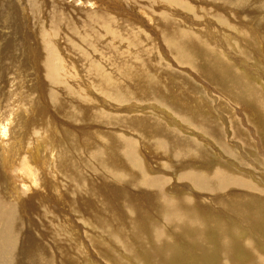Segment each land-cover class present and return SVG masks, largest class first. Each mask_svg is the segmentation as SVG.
<instances>
[{
  "label": "bare ground",
  "instance_id": "6f19581e",
  "mask_svg": "<svg viewBox=\"0 0 264 264\" xmlns=\"http://www.w3.org/2000/svg\"><path fill=\"white\" fill-rule=\"evenodd\" d=\"M207 1L210 3L219 2L216 4H220L222 10H226L228 9V7H232L235 9V11L238 10L241 11L242 12L241 14H244L249 19V22L246 23L245 26L243 27L240 26L237 28L238 31L236 30L237 33L234 34V38L236 39L235 43L237 46L238 45L240 46L241 44L249 49V50L247 49V51H244V58H245L244 60L248 62L251 59L252 50H254L253 45H256L257 41L258 44L260 42L261 52H260L259 60H257V62H263L264 61V42H263L264 41V0H207ZM179 3H177L176 5L177 6L181 5L183 2H181V4ZM202 3L204 2L202 1ZM182 5L186 6L187 4L185 5L184 3ZM172 6H173V1H172ZM215 7L219 9V6H215ZM214 13L215 14H212L211 16L215 17L216 19L219 18L218 14L221 15L219 11H215ZM168 16H169L168 18L166 16V19L162 20V23H160L161 25L160 27L163 26L161 28L162 39L165 41L167 45H169L172 48V50L174 51V55L177 58V61L181 63H188V66L192 67L195 71L201 72V75L204 79L212 82H216L219 85H221L220 90L223 93H225V95L234 99V101L237 102V104H246V106L249 107L248 111L252 117V122L256 124H260V126L255 125L256 128L260 131L257 132V135L258 133L259 134L262 133L261 140L260 138H258L259 140L258 144H256L255 141L251 139L252 135L251 137H249L250 135L247 134L245 128L243 130L241 125L238 124L239 126L234 127L233 126L234 124H232L231 126L233 130L232 137L236 141L235 143L236 147L233 149L231 144H229V142L227 141V138L223 139L220 137L217 128L212 124L210 120L202 119V117L200 116L201 114L199 115L200 111L199 112L194 111L192 113V116L186 113H182L179 115L181 116L182 121L185 124L191 125L192 127L195 128V130L198 131L197 133L199 138L201 137L204 138L205 142L211 144L214 150L216 149V151L214 152L218 153V156L220 157L223 156L228 161H234L235 167L237 166V169H242V172L236 173V171L229 170L226 166L227 164L220 161L219 157L216 158L210 156L211 154L209 155L207 151L210 152L213 151L212 148L208 149L209 146L207 147V145H202V143H200V141L196 140L195 138H191V136L186 137L187 135L186 136L181 135L172 126L171 127L176 131V133L168 131L170 129L169 126H168L169 129L166 128L165 126L170 124H166L168 123L167 121L166 123H163L162 120L156 117L154 120L151 118L144 119L138 116L133 117V115L132 118H127L126 116L118 117L119 115L118 116L112 115L111 112L114 113L117 112V110L114 109L113 107L121 108L130 103H132V105L134 104L147 105L148 102H153L155 104H159L163 106H170L172 103L178 102V101H174V99L168 94V92L162 90V88L158 84V81L155 80V76L154 79H151L149 77V74H152V72H150L144 66L142 68L143 71L141 73H139V68H135V67L134 70L126 69L127 67L118 70L119 76H120V72L123 71V74H121L122 76L124 75V78L122 79L124 80L123 82L128 83L129 81H132L138 88L136 89L135 92L127 88L128 86L126 87L122 84L114 86L112 83H110L111 85L107 87V90L105 88L106 90L105 96H107L106 94H109V96L107 97H110V94H114V98L110 97L111 103L108 101V99L107 100L103 99V101L108 102L110 106H113V107L108 106L107 108L109 110L106 108V110H108L109 113L100 109L101 106L100 104L104 103L102 99L98 103L99 109H97L94 112L93 107L85 106L87 104H83V102L79 103L78 100L77 102L75 100H71L74 96L72 98L70 96L71 99L66 97L65 100L60 96L61 94L60 95L57 94L56 89H54L55 92L50 91L48 93V96L45 95L46 98H44L45 92L43 91L44 92L43 100L44 103H46V105L42 106V104H40V101L42 99L40 95H38L39 97H37V100H40L38 104L36 102L35 104L32 102L34 105H33V109L31 108L32 109L31 113L34 114L37 112L38 120L36 119L35 116L31 115L33 116L31 122V124L33 123L32 125H29V122L27 123L23 121L25 123L27 130L30 131L28 137L27 134L26 136L24 135L26 137L25 141L26 139H28L27 141L28 145H26L27 143L24 142V140H20V142L17 140L19 143L18 142L16 143V150H14V147L10 146L11 143L10 141L12 140V138L9 139L8 141H5L10 137L8 134L9 132L7 130L3 131V129L0 128V148H1L0 161H2L3 164L2 166L5 168L4 169L3 167H1L2 171L5 170V172L3 174L0 173V181L2 182L4 180L3 181L4 185L3 186L0 185V264H87L84 261V259L86 258H81L80 257L81 255L79 256L78 252H73L74 251L73 248H75L74 247L75 241L73 240L74 238L72 239V236L75 231L72 234H69V232L71 231L70 229H66L68 228V226L66 227L64 223V221L66 222V224H68L67 222H69V224L71 223V221H69V219L67 218L68 216H70L69 214L71 213L72 215L74 213H78V217L86 225L94 223V219L106 220L107 224L102 223L100 225L101 230L104 231L102 234L110 239L118 240L117 243L122 247L120 250L123 251V253L126 256V259L128 258L129 255L135 257L130 260L132 263L127 259V262L129 264H142V262L143 264L144 262L145 264L148 263L149 264H185L184 257L187 250H189V252L191 250L193 251V253L195 254L194 258L196 259V262L198 264L199 263L205 264L204 262L205 256L206 254L209 255L211 253V250L209 249V247H206V245H204L205 243L203 242L199 243L196 240L199 238L200 239L206 238L210 242V245L212 244L213 246H215V248L218 246L216 244L219 242L218 236L219 237L223 236L224 229L222 230V228L226 226L225 220L222 219L225 218L226 211H224L223 209L225 214L219 213L217 210L218 207L216 208V206L218 205H221L222 207L228 209L231 212L227 216H230L231 219L234 218L236 220L237 222L236 225L235 223H233L235 225L233 227L235 228V230L237 229V227H241L243 224L246 227L247 226L250 227L252 231H259L264 234V185L262 183L264 181L263 179L264 160L260 161L259 159L261 158L259 157L260 154L264 156V91L261 89H257L255 88V86L253 87V84L248 83V81H251V78L248 76V73L241 71L244 70L248 72L247 69L243 68L244 66H242L241 63L234 62L233 64L232 62L227 61L218 54L217 50H215L214 48L211 49L209 47L210 44L206 39L197 38V35H195L197 33L193 34L190 31V29L189 30L184 29L185 24L182 27L181 26L182 24L179 25V22L175 21V19L173 20L172 16L170 15ZM213 20L211 22H213ZM227 20L229 21V19ZM223 22L224 25L227 26L226 20ZM227 27L230 28L232 26H227ZM3 32L4 31L0 30V39L4 40ZM219 49L220 48H218V51ZM257 50L259 51V49ZM241 52H243V50ZM135 55H139V54H135ZM8 56L10 55H7V57ZM26 69L24 70L27 71ZM2 72L4 73V70ZM91 72L93 73L94 71ZM96 73L99 74L97 78L98 77L100 78L101 76V78L107 79L106 78L107 76H104L105 73H103V70L96 69ZM94 74L95 73H93V76H95ZM170 74L172 75V72H170ZM223 74L226 75L223 76ZM250 75L253 76L251 73ZM225 77L232 78L233 82L228 83L225 80ZM125 78L127 80H125ZM9 81L11 82V80ZM106 81L108 82V79ZM107 82L106 84H108ZM99 84L101 86L100 82L98 83V85ZM128 84L132 87L130 82ZM4 85H2L1 88H3ZM56 86H58V82ZM104 87H105V83H104ZM39 88L41 89L40 86L36 87V91L39 90ZM196 90L199 89L196 87ZM139 98H142L143 100L141 101L139 100ZM29 100L30 97L27 94L24 95V98L21 101H15L13 99L9 103L10 104L13 103L11 106L14 109L15 107H23V108H21L22 112L20 114L18 113L19 111L18 109L12 110L11 108V110L14 112L16 111L20 117L21 115L24 114L23 110L24 107L27 106L26 104H29V102H31ZM249 100H252L250 105H248ZM94 101L97 102V100ZM7 103L8 102H6L5 104ZM191 104H193L192 107L187 106L190 110L200 109L199 106L194 105V102H191ZM94 106L96 105L94 104ZM102 107L103 106H101V108ZM49 108L50 110H48ZM134 108L135 106H133L131 110L130 109L124 110L123 108H121L122 110L120 109L118 111L129 113L132 112ZM4 109H6V107H4ZM177 111H178L177 108H172V112L175 115L178 114ZM24 115L27 116L26 114ZM7 117L8 116H6V118ZM15 117L16 115L13 118ZM21 117L24 119L27 118L28 116L27 117L21 116ZM13 118H11V121ZM39 120L41 121L40 123ZM1 121L3 125L2 118L0 122ZM11 121L10 123H17V121H13V122ZM10 123H9L10 127H13L11 126ZM74 123H77L78 126H81L82 124L84 125V127L79 129L81 131L82 130L84 131L85 129L87 130L89 127H92L94 129L92 132L90 131L86 132L87 135H84L83 137V139L86 138V140H81V143H83L84 145L80 148L78 147L80 145H78L77 142H75L74 140V135L72 131H70V128L73 129L77 128V125H74ZM14 129L16 128L14 127ZM106 129H110V130H106ZM54 130H56L58 133H56ZM199 132L205 137L201 136ZM80 133L82 134L84 132H80ZM123 133L128 134V136H130L131 134L134 136L137 135L136 138L138 139H141L142 137L145 140H147V138L149 140L152 139L155 142L154 143L152 142L153 144L151 145H153V148L150 149L152 151L153 150L158 151L164 154L165 156L169 157L171 163H173L170 167L172 168L170 172L175 173V171L179 170L178 174L183 176V178L186 179V181L188 182L186 183L185 180H183V183L177 182V184L171 188L173 191L175 190L174 192L181 191V193L179 192L180 193L179 198L175 195L176 198L178 199H175L174 197L173 200L171 195H170L171 198H169L168 195L166 194V188L169 186L167 185L166 180H164L160 176H156V177L148 176L146 171L147 169L144 166L145 164H143L144 161L140 155L137 143L133 141L134 138L132 139H130L131 137L126 138L124 135H122ZM193 133L196 132L194 131ZM254 133H256V131H254ZM53 134L54 137H56L57 141L54 143L53 147H51L50 145H52V143L50 144L49 143L50 141L48 139L52 138ZM235 141H233V143ZM91 142L93 143L91 144ZM40 147L41 148L45 147L43 149L51 153L50 155L52 156V160L54 163L53 172L55 174H58V170H59V176L61 175L62 176L61 179L62 181H64L63 189H62L64 192L62 193V196L60 195L53 196L52 189L54 190V188L57 187L56 185L57 181L54 179L56 181L54 183L53 182L54 180L52 181L53 176L52 177L49 176L50 178H47V174H46L44 175L45 178H43L45 182H43L42 179H39L37 182H39L40 184L42 183V186L48 192L47 193L48 197H45L44 199H42L37 203L34 199L35 196L34 198L31 197V195L28 196V194H26L28 192L24 191L23 189H19L18 195H16V191L18 190V188L15 189L13 188L15 187L14 184H17V182H20V184H22V182L24 181V179L22 182L19 181L20 174H24V175L26 174L25 170L29 168L28 165L29 160H31V162L34 163L40 157L39 156ZM147 149H149V147ZM254 150H256L257 152H254ZM21 152H22L21 158L25 156L27 161L24 162L23 160H21L19 166L18 164L16 166L15 164L17 160L15 161L14 158L17 157L16 154L20 155L19 153ZM14 154L15 156L13 157ZM76 157L82 158V160L80 162H77ZM88 158L96 162L95 163L96 167L101 174L98 173L99 171L93 172L91 168H88L87 165ZM42 159L45 161V158H43V156ZM245 159L247 160L245 161V163L241 161V160L244 161ZM251 162L254 163L253 168L249 165L252 164ZM246 163L247 165H249L248 166L249 168H245L247 166ZM36 164L40 165L39 169L41 170L42 168L41 164L38 163ZM43 164L45 165V163ZM244 164L246 165L245 167L242 166ZM13 167H15L16 169ZM30 167L32 168V165ZM85 168H87V170H85ZM101 168L105 169L106 179H107V175L111 176L110 178L113 180L114 186L113 185L110 186L111 182H108L107 180H105V178L100 176L102 175ZM42 169L44 170V168ZM28 172L30 173L32 172V170L29 169ZM49 172L52 173V170ZM260 173L263 174V178L260 177ZM50 180L52 182H50ZM10 181H14L13 183L14 186L11 184V186H13L12 189L7 185ZM27 181L28 180L26 179L25 182ZM189 182L191 185L189 184ZM72 184H75L76 187L74 186L75 187L74 188ZM193 187L198 188L202 191L206 190L205 192L211 193L213 195L212 198L207 199L206 197L208 195L205 197L206 199L201 196L198 197V199H194L195 201L194 203L190 202L189 201L190 198H188L189 196L188 193L194 190ZM107 188L111 189V191L114 193L113 195H115L117 198L116 200L120 202L121 204L120 207L124 209V213H122V217L119 216V213L115 209L113 203L110 202V200L108 199L109 195L107 198L106 195ZM130 189L140 190L142 194H135V195L131 194V192L129 191ZM75 193L77 194L76 197L78 198L75 197ZM50 194L51 197H49ZM92 198H94V202L90 201L92 200ZM59 204H62L63 206L62 212L65 213L67 216L62 215L61 212L58 213V215H60L61 217L59 218L57 216L60 219L59 222L57 221L56 218H54V225L51 226L52 228L51 240L53 244L51 245L49 242L48 243L44 242L45 235H47L48 229L46 228V226L43 225L42 222H44V220H48L49 223L52 224L51 219L54 211L53 209H55L54 206H58ZM26 209L30 210V214L35 212L34 214L38 215V217L40 218L39 219L37 217L39 219V222L42 220V222L40 223L37 222L38 225L35 224L34 227L32 228L38 233L39 235L38 237L32 231H30L29 233V226L25 225L26 221L23 220L24 219L23 215L25 214L27 215L28 212L26 213L25 211ZM91 210H94V212L91 213ZM196 211L205 213L206 214L204 215L205 217H203L201 213L200 216H198L199 212L197 214L195 213ZM156 214H159L161 216V218L159 219L160 220L164 219L165 224H167L166 225L168 231L167 233L162 232L164 228L163 225H159L157 223L158 221L157 218L152 216ZM85 216H87L88 219L89 218L93 219V221L87 223L88 219H85ZM151 216L153 218L147 220ZM145 226L146 227L148 226L147 227L148 232H145L147 230ZM24 227L27 228L29 236L27 238L25 237L23 241L24 243L22 242V244L19 245V247L20 246L23 247V250L17 253L18 244L23 239L22 232H24L23 231L25 229ZM43 228L45 229L44 233L42 232ZM137 228L142 229V235L137 236V239L135 240L134 234L131 235V233L135 232ZM175 229L180 230L182 234H189V237L185 238L182 243V246H184L183 247L184 252L178 251L176 254H174V251L172 249L174 245H172L173 244L172 237L170 236V231L175 233ZM90 230L92 229H89V231ZM65 232L68 236V239H66L63 236ZM126 238L131 239V242L134 241L133 244L132 243L130 244ZM208 238H212L214 243L213 241L211 242ZM260 238L262 237L260 236ZM254 239L255 238H253V240ZM124 240L126 242H124ZM150 240L155 242H152ZM194 241L196 244H198L196 248L195 246H190V242L191 244H195ZM246 241L247 243L239 241L237 242V245H234L233 242H231L230 244V249H232L237 253L239 251L243 254L242 259H240V257L238 259L237 257H233L234 256L232 255L233 251L231 253L230 251H227L222 248L221 253L223 254V256L220 254L221 255L220 258H222L221 262L216 264H261V261L264 264V253H263L264 250L262 251V248L264 249V241H259L258 239H256L254 240L256 243L253 244L251 243L252 241L251 242L249 241V237L246 239ZM69 242H72L73 245L70 246ZM110 243L113 244L112 242ZM121 243L124 244L125 246H123ZM100 245H98L97 248L99 251H101V255L110 258L111 255L105 250H101L103 248L100 249ZM151 246L152 247L155 246V249H153ZM137 248H139L140 252H137ZM170 252L173 254V255L171 254L173 257L175 255V258H177V255L180 256L182 255V257H179L180 260L178 261L171 262L169 259ZM179 252H183V253L178 254ZM215 252L218 253V248L217 251ZM141 255L145 257V260H141L139 258V256L141 257ZM20 258L23 261V263L21 262ZM175 258L174 260H176ZM96 259L99 260L98 258ZM87 261L88 260L86 259V262ZM117 263L119 264V261H117ZM121 263L124 264L125 262L121 261Z\"/></svg>",
  "mask_w": 264,
  "mask_h": 264
},
{
  "label": "rangeland",
  "instance_id": "374dc122",
  "mask_svg": "<svg viewBox=\"0 0 264 264\" xmlns=\"http://www.w3.org/2000/svg\"><path fill=\"white\" fill-rule=\"evenodd\" d=\"M31 1H32V3H31ZM172 1H173V6H172ZM202 1L204 3H202ZM181 2H183L182 4L185 3V5L186 4L187 5L184 6L181 4ZM177 3L181 4L182 6L181 5L177 6L176 5ZM216 3H219V2H216ZM216 3H210L207 0H182V1L181 0H29V1L28 0H7V2H6V0H0V6H1L0 7V30L4 31L3 32L4 40L0 39V61H1L0 62L1 63V65H0V85L5 84L3 88H1L2 85L0 87L1 88L0 89V98H1V100H0V103H1V105H0V114H1L0 120H1V118L3 120V125H2V121L0 122V128L3 129V131L7 130L9 132L8 134L10 136L8 139L6 138L7 140H5V141H8L9 139L12 138V140L10 141L11 142L10 146L14 147V150H16V143L18 141L20 142V140H24V142L27 143V144L26 143L25 144L28 145V142H27L28 139H26V141H25V138H26L25 136L27 134V137H28L30 131L27 130L24 122H27V123L29 122V125H32L33 123L31 124V122H32L33 116H35L36 119L38 120L37 112L34 114L31 113L32 109H33V105L35 104V102L38 104V102L40 101V100H37V97H39L38 95H40L42 97L40 104H42V106L43 105L45 106L46 103H44L43 99L46 98V96H48V93L50 91L55 92L54 89H56L57 94H59V95L61 94L60 96L62 98H64L65 100H66V97L71 99L73 96L75 97V94H76L75 99L73 97L71 100H75L76 102L78 100L79 103L83 102V104H87L85 106L93 107L94 112H95L97 109H99L98 103L101 101V99H102V101H103V99H106V100L108 99V101L111 103L110 97L114 98V94H110V97H107V96H109V94H106L107 96H105V92L107 90V87H109L111 85L110 83H112L114 86H117L120 84H122L126 87L128 86L127 88L136 92V89L138 87L132 81H129L130 84L132 85V87L128 84L129 82L128 83L123 82L124 80H122V79L124 78V75L123 76L121 75V74H123V71L120 72V76H119V73H118L119 69L127 67L126 69L134 70V67H135V68H139V73H141L143 71L142 68L144 66L150 72H152V74H149V77L151 79H154V76H155V80L158 81V84L162 88V90L165 92H168V94L174 99V101H178V102H174L170 106H163V105L155 104L153 102H148L147 105H141V104L132 105V103H130V104L125 105L124 107H121V108H123L124 110H127V109L131 110L132 107L135 106L136 109L134 108V110L132 112L124 113V112L118 111L121 108L110 106L108 102L103 101L104 103H101L100 105L103 106L104 108L103 107L101 108V106H100V109L109 113V111H108L109 109L107 107L110 106V107H113L114 109L117 110V112H115V113L111 112L112 115H114V116L119 115L118 117L126 116L127 118H132V115H133V117L138 116L140 118H144V119L145 118H151L154 120L156 117V118L162 120L163 123H166V121H167L168 123H166V124H170V125L165 126L166 128H168V126H169L170 129L168 128L169 129V130L167 129L168 131L176 133V131L173 129V128H175L177 130V132H179L181 135H185V136L187 135L186 137L191 136V138H195L196 140L200 141V143H202V145H207V147L209 146L208 149L212 148V150H213L211 152L207 151L209 153V155L211 154L210 156L216 157V158L219 157L220 161L227 164L226 166L229 170L236 171V173H241L242 169H237V166L235 167V165H234V161H228L223 156H221V157L218 156V153L214 152V151H216V149L214 150L211 144L205 142L204 138H202V137L199 138L198 133H197L198 131L195 130V128L192 127L191 125L185 124L182 121L181 116H179V115L182 113H186V114H189L190 116H192V113L194 111H197V112L200 111L199 115L201 114L200 116L202 117V119L210 120L212 122V124L217 128L218 134L220 135V137L223 139L227 138V141L229 142V144H231L233 149L236 147V144H235L236 141L232 137V131H233L232 127H231L232 124H234L233 125L234 127L241 125L243 130L245 128L246 129L245 131H247V134L250 135L249 137H251V135H252V137L254 139L252 137H251V139L254 140L256 144L259 143L258 138H260V140L262 138V133H260V134L258 133V135H257V132H260V131L255 126V125L260 126V124H256V123L252 122V117L248 111L249 107L246 106V104H237V102H235L234 99L225 95V93H223L220 90L221 85H219L216 82H212V81L204 79L201 75V72L195 71L192 67L188 66V63H181V62L177 61V58L174 55V51L172 50V48L169 45H167L165 43V41L162 39V29L161 28L163 26L160 27L161 26L160 23H162V20L166 19V16H167V18L169 17L168 15L172 16L173 20L175 19V21L179 22V25L182 24L181 25L182 27L185 24L184 29H188V30L190 29V31L193 34L197 33V34H195V35H197V38L206 39L208 41V43L210 44L209 47L211 49L214 48L215 50H217L218 54L221 57H223L227 61L232 62L233 64H234V62L235 63L236 62L241 63V65L244 66L243 68L247 69L248 72H246L244 70H241V71L248 73V76L251 78V81H248V83L253 84V87L255 86V88H257V89H261L264 91V72H263L264 71V64H263L264 61L263 62H257V60H259V56H260V52H261V50H260L261 43L259 42V44H258V41H257L256 45H253L254 50H252L251 59L248 62L244 60L245 59L244 58V51H247L248 48L241 45V44H240V46L239 45L237 46L235 43L236 39L234 38V34L237 33V31H238L237 28L240 26L241 27L245 26V24L249 22V19L244 14H241L242 12L239 10L235 11V9L232 7H228V9L222 10L220 7V4H216ZM30 4H31V6H30ZM213 4L215 6H219L220 10L217 9ZM221 4H223V3H221ZM231 9H232V11H231ZM164 10H165V12H164ZM191 10H192V12H191ZM196 10H197V12H196ZM215 11H219V13H221V15L218 14L219 18H217V19L215 17L211 16L212 14H215L214 13ZM207 13H208V15H207ZM238 14H240V15H238ZM37 16H38V18H37ZM227 19H229V21ZM231 19L233 20V23H232ZM212 20H213V22H211ZM225 20L227 22V26H232V27L229 28L226 25H224L223 21H225ZM55 24H57V25H55ZM209 24H210V26H209ZM66 27H67V29H66ZM119 36H122V37H119ZM211 37L213 38V40L215 39L214 42H213ZM236 37H238V36H236ZM237 42H240V41H237ZM229 47H230V49H229ZM218 48H220L219 51H218ZM236 48H237V50H236ZM257 49H259V51ZM240 50L241 51L243 50V52H241ZM238 52L241 54H239ZM6 53H7V55H10V56L7 57ZM135 54H139V55H135ZM3 55H5V56H3ZM134 55H135V57H134ZM151 57L153 60L151 59ZM227 57H228V59H227ZM148 59H149V61H148ZM151 62H153V63H151ZM94 65H95V67H94ZM23 68L24 69L27 68L26 69L27 71H25ZM2 69L4 70V73L2 72L3 71ZM93 69H95V70H93ZM96 69L103 70V73H105L104 76H107L106 78L108 79V82L106 81L107 79H103V78H101V76H100V78L99 77L97 78V76H99V74L96 73ZM89 70L94 71L93 73H95L94 74L95 76H93V73ZM85 71H87V72H85ZM170 72H172V75L170 74ZM90 73H92V74H90ZM250 73L253 76H251ZM89 75L90 76L92 75V76L90 77ZM225 75L226 74H223V76H225ZM110 76L113 78H111ZM6 77H7V79H6ZM2 78H4V79H2ZM8 78H9V80H11V82L8 80ZM125 80H127V79L125 78ZM225 80L228 83L233 82V79L229 78V77H225ZM116 81H117V83H116ZM57 82H58V86H56ZM87 82H89V83H87ZM99 82L101 83L102 87L100 86V84L98 85ZM106 82L108 84H106ZM94 83L95 84L97 83V84L95 85ZM104 83H105V87H104ZM38 86H40L41 89L39 88V90L36 91V87H38ZM195 86L199 90H196ZM105 88H106V90H105ZM69 90H71L72 92ZM103 90H104V92H103ZM43 91L45 92L44 98H43V93H44ZM64 92H66V93H64ZM78 93H80L81 95ZM25 94H27L30 97L29 101H31V102L27 101V102H29V104H26L27 106H25L24 110H23L24 114H26L29 118L23 114L21 116L27 117V118L23 119L21 116L19 117V115H18V113L20 114L22 112L21 108H23V107H15V109H18L19 111H18V113L16 111L14 112L12 110H15V109L11 106L13 103L10 104L9 102H11L13 99L15 101H21V100H23ZM86 94H88V95H86ZM6 96L7 97L9 96V97L7 98ZM70 96H71V98H70ZM104 97H106V98H104ZM83 98L84 99L86 98V99L84 100ZM94 100H97V102ZM139 100L142 101L143 99L139 98ZM84 101H86V102H84ZM188 101H189V104H188ZM3 102H5V103L8 102V103L5 104ZM87 102H89V103H87ZM191 102H194V105L199 106L200 109L190 110L188 107L193 106V104H191ZM251 102H252V100H249L248 105H250ZM2 103L5 106H3ZM94 104L96 106H94ZM144 106L147 108H145ZM242 106H244V107H242ZM4 107H6V109H4ZM11 108H12V110H11ZM106 108L108 110H106ZM172 108L178 109L177 115H175L172 112ZM243 109L247 110L248 112L243 110ZM48 110H50V108ZM14 114L16 115L15 118H13L15 116ZM11 115H13V116H11ZM31 115H33V116H31ZM6 116H8V117L6 118ZM11 118H13L12 121H11ZM18 118H19V121H18ZM21 119H23V120H21ZM25 120H27V121H25ZM10 121L11 122L17 121V123H10ZM40 122L41 121L39 120V123ZM9 123L13 127H10ZM74 125H77V128H78V129L76 128L77 130L84 127L83 124H82L83 126L82 125L78 126L77 123H74ZM4 127H5V129H4ZM7 127L10 129V131ZM14 127L16 129H14ZM76 129L70 128V131H72V133L74 135V140H75V142H77L78 145H80V146H78L80 148L84 145L83 143H81V140H86V138L83 139L84 135H87L86 132L87 131L92 132L94 129L92 127H89L87 130L85 129L84 131L79 130L80 132H84L82 134L79 131H77ZM106 130H110V129H106ZM192 130H194L197 134L193 133L194 131H192ZM23 131H25V132H23ZM54 131L56 133H58L56 130H54ZM254 131H256V133H254ZM75 133L79 134V135H76ZM125 134L123 133L122 135H124L126 138H130V137H131L130 139L134 138L133 141H135L137 143L140 155L144 161L143 164H145L144 166L147 169L146 171H147L148 176H150V177L160 176L164 180H166L167 185H169L166 188V194L168 195L169 198H171V196H172L173 200H174V197H175V199H178L180 197L181 191L174 192L175 190L173 191L171 188L173 186H175L177 184V182L183 183V180L186 181V179H184L183 176L178 174L179 170L175 171V173L170 172V170L172 169L170 167L173 163H171V160L169 159V157L165 156L164 154H162L158 151H155V150L152 151L151 150L153 148V145H151V144H153L155 142L152 139L149 140L147 138V140H145L143 137L141 139H138V138H136L137 135L134 136L131 134L130 136H128V134H126V135ZM199 134L201 136L205 137L200 132H199ZM20 136H22V137H20ZM76 136L77 137L79 136L78 139ZM62 137H61V139H62ZM149 138H151V137H149ZM48 140L50 141L49 142L50 144L52 143V145H50L51 147H53L54 143L57 141L56 137H54V134H53V137L48 139ZM233 141H235V142L233 143ZM92 143L93 142H91V144ZM148 147H149V149L150 148L151 149L150 150L147 149ZM43 148H45V147H42V148L40 147V151H39V156L41 158L39 157L38 160H36V161L33 160V161H35L34 162L35 164L33 162H31V160H29V164H28L29 168L25 170L26 174L25 175L20 174V180L19 181L22 182L24 179L22 184H20V182H17V184H14L15 185L14 188H13L14 181H10L7 184L11 189L12 188L13 189L18 188V190L16 191V195H18L19 189H23L24 191L28 192V193H26V194H28V196L31 195V197H33V198L35 196L34 199L37 203L39 201H41L42 199H44L45 197H48L47 196L48 192L42 186V183L40 184L39 182H37L39 179H42L43 182H45V180L43 178H45L44 175H46V174H47V178H50L53 176L52 181L54 179L57 181V183H56L57 187L54 188V190L52 189L53 196H58V195L62 196V193L64 192L62 190L63 184H64V181H62V179H61L62 176L61 175L59 176V170H58V174H55L53 172L54 163L52 160V156L50 155L51 153L49 151L44 150ZM0 150H1V148H0ZM17 151H18V149H17ZM254 152H257V151L254 150ZM19 154L20 155L16 154L17 157L14 158L15 161L17 160L16 164H15L16 166H17V164L19 166L21 160H23L24 162L27 161L25 156L23 158H21L22 152ZM152 154H155V155H152ZM14 156H15V154L13 155V157ZM42 156H43V158H45V161L42 159ZM259 157L262 158V160H261V158H259L260 161L264 160L263 155L260 154ZM225 159H226V161H225ZM76 160H77V162H80L82 160V158L76 157ZM241 161L245 163V161H247V160L245 159L244 161L243 160H241ZM40 162H42V163H40ZM36 163L41 164V167L44 168V170L42 168L40 170L39 169L40 165H37ZM43 163H45V165ZM95 163L96 162L93 161L92 159L91 160L89 158L87 159L88 168H91L93 170V172H98L99 170L97 169ZM251 163L252 164H249V163L248 164L253 168L254 163L253 162H251ZM2 165H3L2 161H0V170H1L0 173L1 174H3L5 172V170L2 171V168H1V167H3ZM31 165H32V168L30 167ZM246 165H247V163H246ZM246 165L244 164L242 166L245 167ZM249 165H247L245 168H249L248 167ZM37 166H38V169H37ZM15 167H13V168H15ZM29 169H31L32 172L29 173L28 172ZM51 170H52V173L49 172ZM85 170H87V168H85ZM101 172H102V175H100V176L105 178V180H107L108 182H111L110 186H112V185L114 186V184H113L114 182L110 178L111 176L107 175V179H106L105 169L101 168ZM98 173H100V171ZM29 177H30V179H29ZM260 177L263 178L262 173H260ZM32 178H33V180H32ZM26 179L28 180L27 182H25ZM55 180L53 181L54 183L56 182ZM3 181L2 182L0 181L1 186L4 185ZM52 181L50 180V182H52ZM61 182H62V184H61ZM28 183H29V185H28ZM186 183H188V182L186 181ZM262 183L264 185V181ZM11 184L13 186H11ZM189 184H190V182H189ZM23 186H24V188H23ZM72 186L76 187L75 184H72ZM193 189L194 190H192V192H190L191 194L188 193V195H189L188 198H190L189 201L192 203H194L195 202L194 199H198V197L202 196L205 198L208 195L206 198L211 199L213 196L211 193L205 192L206 190L202 191V190H200L198 188H194V187H193ZM185 190H187V189H185ZM129 191L131 192V194H134V195L135 194H142L140 190H136V189H130ZM113 194L114 193L111 191V189L107 188V191H106L107 198L109 195L108 199L110 200V202L113 203L115 209L119 213V216L122 217V213H124V209H122L120 207V205H121L120 202L118 200H116L117 198ZM175 195L178 198H176ZM76 196H77V194L75 193V197ZM194 196H195V198H194ZM49 197H51V194L49 195ZM76 198H78V197H76ZM90 201L94 202V198H92V200H90ZM54 208L55 209H53L54 211H53V215H52V219H51L52 224H50L48 220H44V222H42V220L40 221L48 229L47 235H45L44 242L45 243L49 242L51 245H53L52 240H51L52 239V237H51V235H52L51 226L54 225V218H56L58 222L60 221L59 218L61 216L58 215V213H61L63 211V206H62V204H59L58 206H54ZM216 208H217L219 213H221V214L226 213L225 218H222L225 220L226 226L222 228V230L224 229L223 236L222 237L218 236L219 242L216 243L218 246L215 248V246H213L212 244L210 245V242L206 238H201V239L199 238L196 240L199 243L200 242L205 243L204 245H206V247H209V249L211 250V253L209 255L206 254V256H205V260H206V261L204 260L205 264L220 263L221 259H222V258H220V256L221 255L223 256V254L221 253L222 248L227 250V251H230L232 253L233 250L230 249L231 242H233L234 245H237V242H239V241L247 243L246 239L248 237H249V241L250 242L252 241L251 243H253V244L256 243L254 241L256 239H258L259 241H264V238H263L264 234L262 232L252 231V229L250 227H248V226L246 227L243 224L241 227H237L238 230L237 229L235 230V228H233V227L237 223L236 220L234 218L231 219L230 216H227L231 212L228 209L222 207L221 205L216 206ZM223 209H224V211H226L225 213H224ZM25 211H26V213L28 212L27 215L26 214L23 215L24 216L23 220L26 221L25 225L29 226V233H30V231H32L38 237L39 236L38 233L35 230H33L32 228L34 227L35 224L38 225V223H40L39 222L40 218L38 217V215L34 214L35 212L30 214L29 209H26ZM48 211H50V210H48ZM92 212H94V210H91V213ZM198 212H199V214H198ZM198 212L196 211L195 213H197L198 216H200L201 212L200 211H198ZM201 214L203 215V217H205L204 215H206L205 213H201ZM62 215H66V214L62 212ZM69 215L70 216H68L67 218L69 219V221H71V223H70L71 225L69 224V222H67L69 224L68 225V224H66V222L64 220H62V221H64L66 227L68 226V228H66V229H70L71 232H69V234H72L75 231L73 236H72V239L74 238L73 239L75 241L74 247L76 248V250H75V248H73L74 249L73 252H78L79 256L81 255L80 256L81 258H86L88 261L86 262V259H84L85 263H87V264H96V263L97 264H111V263L112 264H118L117 261H119V264H122L121 261H124L125 262L124 264H129L127 262V259L130 261L132 258H135L134 256L129 255L128 258L126 259L125 254L123 253L122 250H120L122 247L117 243L118 240L117 239L116 240L110 239L107 236H104L102 234L104 231L101 230L100 225L102 223L107 224L106 220L94 219V223L86 225L78 217V213H74L73 215L71 213ZM152 216L157 218L158 221L157 220L156 221L159 225H163L164 228H163L162 232L167 233L168 232L167 226H166L167 224H165L164 219L160 220L159 218H161V216L159 214L152 215ZM152 216L149 217L147 220H150L151 218H153ZM31 217H33L34 219ZM86 217L87 216H85V219H88V217L87 218ZM72 218H73V220H72ZM226 218H228V219H226ZM29 219H30V221H29ZM90 221H93V219L89 218L87 220V223H89ZM233 223H235V225ZM232 224H233V226H232ZM147 227H146L147 230L146 231L143 230V231L148 232ZM89 229H92V230L89 231ZM131 230H132V228H131ZM23 231H24V232H22V238L23 239L18 244L17 253H19L21 250H23V247H21V246L19 247V245L22 244L25 237L27 238L29 236L27 228H25ZM44 231H45V229L43 228L42 232L44 233ZM91 231H93V232H91ZM139 231H140V234H139ZM251 231L254 233H252ZM94 232H96V233H94ZM256 233L259 234L262 238H260V236L257 235ZM133 234H134V237L136 240L137 236L142 235V229L137 228L135 230V232L131 233V235H133ZM63 236L66 239H68L66 232L64 233ZM170 236L172 237V243H173L172 245H174L172 247L174 254H176L178 251H183L184 246H182V243H183L185 238L189 237V234H182L180 230L175 229V233L170 231ZM254 236H256V237H254ZM86 238H88V239H86ZM92 238H93V240H92ZM253 238H255V239L253 240ZM76 239H77V241H76ZM208 239L211 242L213 241L212 238H208ZM127 240L130 244L131 243L133 244V242H134V241L131 242V239H127ZM150 241H152V240H150ZM89 242H90V245H89ZM110 242H112L113 244H111ZM124 242H126V241L124 240ZM124 242H122V243H124ZM152 242H155V241H152ZM194 243H195V241H194ZM213 243H214V241H213ZM85 244H87V245H85ZM69 245L72 246L73 245L72 242H69ZM98 245H100V249L103 248L101 250H105L106 252H108L111 255L110 258H107V257H104L101 255V251H99L97 248ZM122 245L125 246L124 244H122ZM197 245L198 244H196V243L191 244V242H190V246H195V248H196ZM248 245H247V247H248ZM152 248L155 249V246H153ZM217 248H218V253L215 252V251H217ZM263 250L264 249L262 248V251ZM137 252H140L139 248H137ZM183 252H179L178 254H181ZM53 253H54V251H53ZM263 253H264V251H263ZM171 254L172 253L170 252L169 253V259L171 262L172 261L173 262L178 261V260H180L179 257H182V255L181 256L177 255V258H175V255L173 257L172 256L173 254L172 255ZM194 255L195 254L193 253L192 250L190 252H189V250H187L185 253V257H184L185 264H198L196 262V259L194 258L195 257ZM232 255H234L233 257H237V259L239 257H240V259L243 258V254L239 251H238V253L233 251ZM190 256H192L193 258ZM92 258H94V259H92ZM96 258H98L99 260H97ZM139 258L141 260H145V257H143L142 255H141V257L139 256ZM174 258L176 260H174ZM20 260H21V258H20ZM21 262L23 263L22 260H21ZM142 264H143V262H142ZM144 264H145V262H144ZM261 264H263L262 261H261Z\"/></svg>",
  "mask_w": 264,
  "mask_h": 264
}]
</instances>
